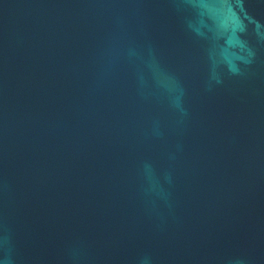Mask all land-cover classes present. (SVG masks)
I'll return each instance as SVG.
<instances>
[{
    "label": "water",
    "instance_id": "1",
    "mask_svg": "<svg viewBox=\"0 0 264 264\" xmlns=\"http://www.w3.org/2000/svg\"><path fill=\"white\" fill-rule=\"evenodd\" d=\"M0 264H264V0H0Z\"/></svg>",
    "mask_w": 264,
    "mask_h": 264
}]
</instances>
